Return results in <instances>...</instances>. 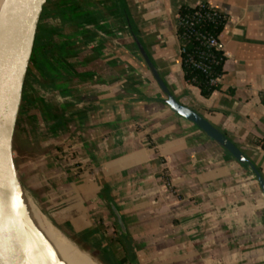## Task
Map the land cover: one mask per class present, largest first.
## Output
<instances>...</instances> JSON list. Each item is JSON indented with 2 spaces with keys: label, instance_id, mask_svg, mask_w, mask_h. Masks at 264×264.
Returning a JSON list of instances; mask_svg holds the SVG:
<instances>
[{
  "label": "crops",
  "instance_id": "crops-1",
  "mask_svg": "<svg viewBox=\"0 0 264 264\" xmlns=\"http://www.w3.org/2000/svg\"><path fill=\"white\" fill-rule=\"evenodd\" d=\"M86 1L88 21L73 18L40 72L34 153L22 172L41 210L117 264H264V201L250 170L170 110L136 45L169 93L264 178V0ZM199 2L227 17L222 74L208 96L185 80L178 54V13Z\"/></svg>",
  "mask_w": 264,
  "mask_h": 264
},
{
  "label": "water",
  "instance_id": "water-1",
  "mask_svg": "<svg viewBox=\"0 0 264 264\" xmlns=\"http://www.w3.org/2000/svg\"><path fill=\"white\" fill-rule=\"evenodd\" d=\"M51 1L4 0L0 10V264H56L18 202L17 190L24 189L17 178L13 151L23 104L28 106L33 103L26 96L25 88L29 85V78L37 83L42 70L43 58L40 56L37 59V50L46 31L41 21ZM136 45L153 81L165 97L164 103L176 115L198 127L236 162L247 166L264 201V178L261 173L220 131L201 115L181 105L169 93L142 45L138 42ZM109 207L116 219L119 236L126 249L131 251L122 215L112 202ZM113 261L117 264L114 258Z\"/></svg>",
  "mask_w": 264,
  "mask_h": 264
},
{
  "label": "rangeland",
  "instance_id": "rangeland-1",
  "mask_svg": "<svg viewBox=\"0 0 264 264\" xmlns=\"http://www.w3.org/2000/svg\"><path fill=\"white\" fill-rule=\"evenodd\" d=\"M59 2H72L74 7L82 10L84 4L87 2L86 0H52L49 8L47 9V13L42 18L41 24L46 30L44 35L41 37V46L38 45L37 50V59L41 56L42 60V68L44 67V62H47L46 58H48L49 53L55 50L54 46L60 44L64 40H68L67 36L72 32V22L74 16H72V11L69 8H64L63 12L59 9ZM66 3V4H67ZM66 16H64V15ZM53 30L56 31L55 34H50L48 31ZM42 53V55H40ZM40 64V63H39ZM31 82V83H30ZM40 83V79L35 83L34 80L29 78V85L25 88L26 96L30 97L33 100L32 105L26 106L23 104L22 111L18 117V123L15 130L14 142H13V151H14V159L16 163V174L17 178L22 186V188L29 194L28 196L34 202L36 208L40 211L41 214L39 216L44 215L49 222L59 230L68 240V246L70 250L77 256L90 257V259L96 264H115L113 260L109 258L110 254H107L105 251L97 250L96 247L90 246L85 242V237L78 234H65L60 230L58 226L51 222V220L46 216V214L41 210L39 204L33 197V194L28 190L24 180V173L22 172L24 167V161L29 159L34 151L28 146L29 136L32 135L34 130L37 128V119L38 117V85ZM32 201H29V205L33 208ZM123 252L120 251L119 254H115L116 259L119 260L123 257ZM131 258V255H129ZM127 258V256H126ZM129 262V258H128ZM125 264V263H124Z\"/></svg>",
  "mask_w": 264,
  "mask_h": 264
},
{
  "label": "built area",
  "instance_id": "built-area-1",
  "mask_svg": "<svg viewBox=\"0 0 264 264\" xmlns=\"http://www.w3.org/2000/svg\"><path fill=\"white\" fill-rule=\"evenodd\" d=\"M226 20L224 14L205 2L182 8L178 13L176 32L180 64L183 69L202 75L209 89L216 88L221 78L217 68L224 60L220 34Z\"/></svg>",
  "mask_w": 264,
  "mask_h": 264
},
{
  "label": "bare ground",
  "instance_id": "bare-ground-1",
  "mask_svg": "<svg viewBox=\"0 0 264 264\" xmlns=\"http://www.w3.org/2000/svg\"><path fill=\"white\" fill-rule=\"evenodd\" d=\"M4 0H0V10L3 6ZM27 192L18 188L17 199L18 202L34 228L39 234L43 242L46 244L51 257L56 264H96L87 255L83 258L75 255L68 246V240L59 230H57L49 220L44 216H39L40 211L36 208L32 199L28 196ZM29 201H32V206L29 205Z\"/></svg>",
  "mask_w": 264,
  "mask_h": 264
},
{
  "label": "trees",
  "instance_id": "trees-1",
  "mask_svg": "<svg viewBox=\"0 0 264 264\" xmlns=\"http://www.w3.org/2000/svg\"><path fill=\"white\" fill-rule=\"evenodd\" d=\"M67 3V2H66ZM65 2H59V9L60 11L64 10V8H69L72 12V16H74V18L76 19L77 21V24L80 26L82 25L85 21H88V15L87 14H84L83 11L79 8H76L74 7L73 3L72 2H68L66 4ZM64 15V14H63ZM66 16V15H64ZM81 28V27H80ZM220 30H216V33H218ZM50 34H55L56 31H53V30H50L48 31ZM80 34H82L81 31H79ZM47 60V58H46ZM47 62H44V66ZM222 65H223V62L220 64V66L217 68V71L222 74ZM44 68V67H43ZM184 71V77H185V80L186 81H192L194 79V81L192 82L194 85L198 86V88L200 89V92L203 96H208L209 93L214 89V88H211L209 89L206 85V80L205 78L202 76V75H199L197 73H193L187 69H183ZM261 146L262 148L264 149V141L261 142ZM102 195H105L106 194V199L108 201H110V198H109V187L108 186H105L103 185L102 186V191H101ZM122 238V237H121ZM131 241V240H130ZM121 243L124 247V250H125V245H124V241L123 239H121ZM137 249H136V246L133 244V242L131 241V252L134 256V254L136 253Z\"/></svg>",
  "mask_w": 264,
  "mask_h": 264
}]
</instances>
